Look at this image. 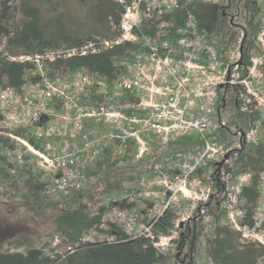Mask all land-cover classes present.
<instances>
[{"label":"built area","instance_id":"1","mask_svg":"<svg viewBox=\"0 0 264 264\" xmlns=\"http://www.w3.org/2000/svg\"><path fill=\"white\" fill-rule=\"evenodd\" d=\"M116 1L124 8L113 25L116 37L95 36L82 47L44 54L10 55L31 66L19 88L0 85V136L10 143L1 153L19 167H9L8 181L22 180L19 173L32 169L45 182L44 195L67 197L83 190L89 169L107 151L112 162L126 157L132 169L138 164L141 171L121 192L98 200L95 208L107 207L104 219L83 235L82 243L116 241L120 228L133 238L150 237L164 253L184 227L194 226L193 218L204 222L214 204L243 241L264 244L250 235L264 224L257 214L255 225L245 223L241 196L252 177L243 170V152L264 137V16L254 44L248 47L242 35L233 49L214 41L191 8L172 31L154 35L143 28L153 16L197 2L218 5L223 16V0ZM125 42L132 47L113 80L85 69L54 74L47 65L57 56L99 52ZM231 93L238 109L257 114L252 126L233 123ZM191 134L198 141L180 147L179 138ZM260 176L262 194L264 171ZM4 186L0 191L17 189ZM179 191L194 193L186 218L182 211L176 214ZM168 210L175 213L174 227L169 234L154 231ZM105 229L114 232L105 235ZM179 245L180 239L178 250Z\"/></svg>","mask_w":264,"mask_h":264},{"label":"trees","instance_id":"2","mask_svg":"<svg viewBox=\"0 0 264 264\" xmlns=\"http://www.w3.org/2000/svg\"><path fill=\"white\" fill-rule=\"evenodd\" d=\"M81 3H101V16L106 26L104 37H116L118 32L114 24L120 22L123 5L116 0H79ZM1 0L0 3V85L19 88L25 81L31 63L13 60L11 56L22 54H44L47 51H58L74 47H82L95 36L91 33L84 34L72 31L62 19L57 9L56 0ZM188 7H182L162 16H153L144 25L147 32L156 35L160 30H173L179 26L189 8L193 9L203 26L210 28L217 23L215 11L208 8L209 4L197 2ZM211 7V6H210ZM214 10L216 9L213 6ZM219 10V9H218ZM254 41L247 42L252 46ZM246 46V47H247ZM132 47L130 42L115 45L99 52H89L84 55L70 57L57 56L47 60L48 68L54 74H64L76 69L106 76L113 80L119 71V61ZM246 51V50H245ZM247 52V51H246ZM10 144L7 139L0 136V180L8 181L12 177L9 171L16 167L10 163L1 148ZM129 154L132 148L127 149ZM123 159V158H121ZM243 170L252 174L250 182L242 189L243 208L245 209V223L255 225V214L261 197L260 173L264 170V141L258 146L250 145L242 155ZM112 161L108 152L97 159L96 164L88 171V175L98 177L99 187L89 195L81 193L80 199L74 198L73 192L67 197H50L44 195L45 182L41 175L32 169H24L18 177L26 186L27 197L37 200L39 197L47 199L49 206L54 210L52 214L50 232L43 235L37 233H21L11 239L0 243V264H166L168 256L158 250L150 237L141 235L130 237L120 228L116 229V241L112 242H86L82 243L83 235L94 227H98L104 219L106 206L95 208L98 200L106 195L117 194L124 189V183H116L108 174L99 175L95 172L103 165H111ZM87 190V189H86ZM84 191V189L82 190ZM0 194V201L6 197ZM69 202V205L67 203ZM74 204V206L72 205ZM175 213L168 210L155 226L154 231L169 234L174 227ZM222 219L212 229L211 258L215 264H258L264 258V244L260 241H243L242 234L232 229ZM114 229L101 230L109 235ZM156 233V232H155ZM58 234L61 238L58 246L48 240ZM199 232L195 226L181 230L179 250L189 247V252L196 249ZM23 250L12 251L5 246ZM189 264V263H187Z\"/></svg>","mask_w":264,"mask_h":264},{"label":"rangeland","instance_id":"3","mask_svg":"<svg viewBox=\"0 0 264 264\" xmlns=\"http://www.w3.org/2000/svg\"><path fill=\"white\" fill-rule=\"evenodd\" d=\"M56 1L58 4L57 9L61 14L62 19L65 20L72 31H79L84 34L91 33L94 36L104 37L106 26L101 19L103 17L100 9L101 3L97 1L81 3L79 0ZM15 3H17L16 0H12V4L14 5ZM207 4H209L208 8L215 11L216 18L218 19L217 23L214 22V25H211L209 28L211 30V37L214 41L217 40L221 45L234 49L239 44V39L242 35H245L246 44L257 35V31L261 25V18L264 16V3L261 0H223L220 4L221 11L224 14L223 16H221V13L218 10V5L214 3ZM213 6L216 7L215 10ZM233 98L234 94L231 93L230 101H228V111L232 112L231 117L233 123L241 124L245 127L252 126L254 123L253 118L257 117V114L252 113L249 110L247 112L241 111V109H238L234 104L235 101H233ZM238 104L241 105L240 103ZM190 140L197 142L198 137L194 134L180 137L178 145L180 147L186 145V143L191 142ZM262 141H264V137ZM125 158L113 161L111 165L108 166L103 165V168L98 166L96 169V167H94V171L100 172L99 175L108 174L109 176H112L118 184L124 183L123 185H129L133 176L139 174V171H141V165L135 164L136 166H133V170L131 164L127 163L128 158ZM87 177V181L83 187L84 191H81V193L89 195L90 193L95 192L91 190L99 187L100 182L98 177L93 173L87 175ZM12 182L14 183L12 184ZM21 182H23V180L18 178H14L11 181L0 180V186L1 184L5 185L4 189L7 187L11 189L12 186L17 188L15 189L16 191H5L7 192L6 197H3L0 201V243L21 233H37L38 235H43L50 232L54 210L50 208L49 201L45 198L43 199V196L39 197L37 200L28 198L27 191H23L20 187ZM22 185L24 186L25 183ZM1 188L2 187H0V189ZM1 192L4 193V191H0V194ZM81 193L77 191V193L74 194V198L80 199ZM160 195H163V192H161ZM193 195L194 193L191 195L188 191L178 192V197L180 199V205H177L179 211L176 213L178 216L182 211V218L188 217V206L192 203V199L190 198H193ZM151 201H154L152 197L149 199V204H151ZM74 204L72 203L73 206ZM67 205H69V202ZM213 205H210L208 208L204 222L202 221V218H193L191 220L193 222L192 226L194 225L199 232V240L196 243V249L189 252V247L186 246L182 251H179L177 246L180 238H178L174 242V245L171 244L163 250L169 258L166 264H215L213 258H211L210 239L212 238V229H214L219 220H226V216L222 208L219 206L214 207ZM256 214L259 215L264 224V187L262 189L261 199L259 200ZM207 215H210V217ZM184 229L185 227L183 230ZM173 234L175 237L177 236L176 233L173 232ZM250 235L255 239H261L264 241V225L259 233H250ZM54 237L53 240L52 238H49L48 240H51L52 242L55 241L56 244L54 245L58 246L61 238L60 241H57L56 238L59 237V235L55 234ZM5 249H11L12 251L23 250L22 248H9L8 245L5 246ZM258 264H264V258L261 259Z\"/></svg>","mask_w":264,"mask_h":264}]
</instances>
